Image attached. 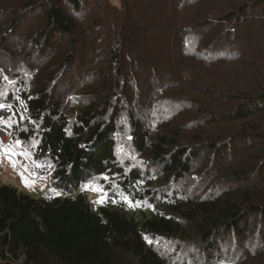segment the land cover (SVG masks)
<instances>
[{
	"label": "rangeland",
	"instance_id": "obj_1",
	"mask_svg": "<svg viewBox=\"0 0 264 264\" xmlns=\"http://www.w3.org/2000/svg\"><path fill=\"white\" fill-rule=\"evenodd\" d=\"M70 2L0 0L4 72H25L20 78L28 79L30 89L71 117L81 102L105 94L101 80L107 82L122 69L114 100L133 108L134 118L147 130L148 147L157 134H169L175 135L178 147L198 152L191 175L204 186L193 195L208 189L233 193L244 211L250 206L260 210L264 0H78L76 11ZM49 8L70 18V33L50 23ZM5 151L0 150V184L33 198L62 194L49 189L46 180L30 182L32 176L14 168ZM143 156L152 157L149 148ZM154 170L162 173L159 165ZM192 176L187 177L189 184L179 185L185 193L194 184ZM85 192L96 197L95 191ZM244 192L250 201L243 199ZM219 238L229 250L234 239L243 242L242 253L254 252L258 243L262 248L264 212L250 214L249 227L241 236L229 233ZM261 256L241 264H262Z\"/></svg>",
	"mask_w": 264,
	"mask_h": 264
},
{
	"label": "trees",
	"instance_id": "obj_2",
	"mask_svg": "<svg viewBox=\"0 0 264 264\" xmlns=\"http://www.w3.org/2000/svg\"><path fill=\"white\" fill-rule=\"evenodd\" d=\"M70 3L74 11L80 8L78 0ZM48 17L71 32L70 18L59 9L49 8ZM122 72L118 69L107 82L99 76L105 94L81 102L70 117L30 89L28 79L20 78L25 72L9 75L0 67V118L12 122L13 139L36 161L55 166L50 185L62 190L33 198L0 184V264H241L259 254L264 264L259 243L249 253L239 249L242 241L234 239L231 250L219 243L223 234L245 233L250 214L262 215L264 205L246 212L237 194L208 189L193 195L204 186L191 175L198 152L178 147L169 134H157L148 147L147 130L133 108L114 100ZM16 96L27 107L22 120L10 112L19 110ZM146 148L151 158L143 156ZM158 165L162 173L154 170ZM189 174L194 184L185 193L179 185L189 184ZM93 188L102 191L90 198L85 189ZM104 193V202L97 203ZM247 195L242 194L246 202Z\"/></svg>",
	"mask_w": 264,
	"mask_h": 264
},
{
	"label": "snow or ice",
	"instance_id": "obj_3",
	"mask_svg": "<svg viewBox=\"0 0 264 264\" xmlns=\"http://www.w3.org/2000/svg\"><path fill=\"white\" fill-rule=\"evenodd\" d=\"M5 79H7V77H5ZM2 107H4V105H0V108H2ZM21 119H23V117H21ZM15 143H16V144H19L20 142H19V141H16ZM2 144H3V142L0 141V145H2ZM13 147H14L13 145H9V146H8V149H9V150L5 151V152H4V155H6V156H8L9 158H11V155L14 154V153L11 152V149H12ZM21 155H26V153H22ZM11 162H12L14 168H15V167L17 166V164H18L17 161H11ZM37 166H39V165H37ZM25 171H27V168H25ZM21 175H22V179H24V177H23V173H21ZM105 179H107V177H105ZM24 182H25V184L27 185L28 181H27V180H24ZM87 187H88V185H85V186H84V188H87ZM93 190H94V191H102L101 189H97V188H93ZM57 195H59V193H57ZM105 196H106V193L102 194L101 198H100L98 201H96V202H97V203H103V202H104V197H105ZM124 199L127 200V197H125ZM113 202H114V201H113ZM129 203H130V205H131V202H129ZM140 203H141V202H137V204H140Z\"/></svg>",
	"mask_w": 264,
	"mask_h": 264
}]
</instances>
